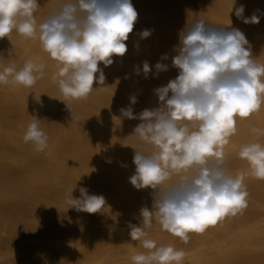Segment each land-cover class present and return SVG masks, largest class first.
<instances>
[{"label":"bare ground","instance_id":"obj_1","mask_svg":"<svg viewBox=\"0 0 264 264\" xmlns=\"http://www.w3.org/2000/svg\"><path fill=\"white\" fill-rule=\"evenodd\" d=\"M37 2L34 15L39 25L68 0ZM232 3L233 0H132L138 19L125 42L128 51L123 57L114 56V63L108 67L99 65L105 75L104 84L94 82L85 100L63 97L53 81L62 65L42 49L38 32L36 39H26L15 31L9 38L0 39V70L8 65L19 69L28 60L45 66L44 77L32 88L0 84V238L7 236V242L0 243V264H24L28 259L34 264H95L103 257H109L108 264H134L133 255L148 251L141 241L131 239L127 225L141 224L138 212L143 207L152 210L156 190H137L129 182L135 174V149L143 143L134 129L142 121L123 117L121 109L131 106L138 115L144 109L160 106L154 90L177 77L172 57L182 32L194 20L240 29L250 43L252 58L264 64V0H235L230 12ZM240 5L244 6L245 17L258 15L259 24H245L238 19L235 9ZM168 12L172 17L158 21ZM145 29L152 30V34L141 38ZM251 40H256V45H251ZM165 54L168 59L161 60ZM144 61L152 66L147 79L142 72ZM157 62L168 66L158 76L154 68ZM132 95L138 99L135 105L130 104ZM33 116L43 120L40 126L49 137L44 152L23 140ZM236 120V134L224 146L225 167L233 177L243 174L249 197L247 207L219 220L202 234L191 233L196 237L187 243L175 236L173 247L185 253L181 264H264V220L257 223L262 215L257 209L264 208V180L253 177L248 162L238 155L242 145L258 142L264 146V104L250 117L237 116ZM253 128L260 132L253 133ZM143 147L146 154L155 150L150 144ZM73 187V198L80 197V187H86L89 194L105 197V207L91 214L70 208L68 190ZM157 226L160 224L153 218L151 227L144 230L147 238L160 246L161 236H155ZM220 226L226 227L223 235L227 240L219 232L208 238L207 234L218 231ZM106 229L121 239L129 262L119 254L118 258L105 255L104 247L113 244L111 238L99 237V232ZM236 229L240 230L235 232ZM49 230V237L41 234ZM194 240L198 244L191 248ZM49 248H61L70 255L49 252Z\"/></svg>","mask_w":264,"mask_h":264},{"label":"clouds","instance_id":"obj_2","mask_svg":"<svg viewBox=\"0 0 264 264\" xmlns=\"http://www.w3.org/2000/svg\"><path fill=\"white\" fill-rule=\"evenodd\" d=\"M234 4L235 0L230 12ZM38 7L37 0H0V39L9 38L13 31L36 39L38 32L42 49L62 65L53 81L63 97L87 99L94 82L104 84L99 65L108 67L114 63V56L123 57L128 51L125 42L138 19L132 0H68L39 25L34 15ZM243 13V5L235 9L243 23L259 24L258 15L245 17ZM151 34L152 30L145 29L140 36L148 38ZM175 52L172 65L178 69L177 77L154 90L160 106L138 115L131 106L121 109L123 117L142 121L134 129L143 143L135 149V174L129 182L137 190H156L152 210H140L144 227L131 222L127 225L131 239L141 241L148 250L133 255L134 264L183 261L182 250L158 246L147 238L144 228L151 227L153 218L163 230L187 243L189 233L202 234L247 207L243 174H228L224 146L236 134V117L248 118L264 104V64L252 58L250 43L240 29L225 30L202 19L187 24ZM166 59L167 54L162 55L161 60ZM44 67L31 60L19 69L8 65L0 70V84L32 88L44 77ZM154 68L157 76L168 70L162 62ZM140 72L137 67L136 74ZM142 72L149 78L152 66L147 61ZM137 102L132 95L130 104ZM42 121L33 116L23 137L38 152L48 148L49 137L40 126ZM252 132L258 134L260 129L253 128ZM144 144L155 150L146 154ZM238 155L248 162L253 177L264 180V146L258 142L242 145ZM73 190H68L70 208L91 214L105 207L103 195L89 194L86 187H80V197L73 198Z\"/></svg>","mask_w":264,"mask_h":264},{"label":"rangeland","instance_id":"obj_3","mask_svg":"<svg viewBox=\"0 0 264 264\" xmlns=\"http://www.w3.org/2000/svg\"><path fill=\"white\" fill-rule=\"evenodd\" d=\"M172 13L171 12H168V13H166V14H164V15H162V16H160V17H158V21H163V20H166V19H169L170 17H172ZM225 30H230V28L228 27V28H224ZM253 41V42H252ZM251 45L252 44H254V45H256V40H251ZM174 42L172 41V44H173ZM175 44V43H174ZM262 140H264V139H262ZM232 165H235V163H232ZM3 174H5V173H2V176H5V175H3ZM247 199H249V197H247ZM27 203V201H24L23 203H22V206L24 205V208L23 209H25V211H26V204ZM256 204V203H255ZM28 208H29V203H28ZM144 208V207H143ZM261 209H264V208H261L260 207V209H257V212L261 215L260 217H259V219H258V222L257 223H259V222H261V219H262V221L264 220V210H261ZM28 210V209H27ZM260 211V212H259ZM139 213V216L137 217V219L140 217V218H142L141 217V215H140V211L138 212ZM137 213V214H138ZM257 213V214H258ZM136 214V215H137ZM258 214V215H259ZM257 215V216H258ZM139 218V219H140ZM103 227V226H102ZM104 227H106L105 225H104ZM236 228V227H235ZM225 230H226V227L225 226H220V228H219V230L218 231H215V232H213V233H210V234H207V236H208V238H211L212 236H213V234L214 233H216V232H219L218 234H224L225 233ZM240 230V229H239ZM238 229H236L235 230V232H237V231H239ZM46 232H47V235H45L46 234ZM44 231V233L45 234H43V232L41 233L44 237H49V232H50V230L49 231ZM55 233V232H54ZM53 233V231H51V235H53V237H54V235H55V237H56V233L54 234ZM155 236L157 237H159L160 238V236H161V241H160V243L162 244V245H164V246H168V245H170V246H175L176 245V240H177V238H179V237H175V236H173L172 234H170L169 232H167L166 230H163L160 226L158 227H156V230H155ZM191 233H189V235H190ZM6 234H3V236L1 235V237L2 238H4V239H2V238H0V239H2V240H0V243H2V244H4V243H6L7 242V236H5ZM41 235V236H42ZM50 235V237L51 238H53L52 236ZM194 235V234H193ZM101 236H107V237H109V238H111V240L113 241V244L111 245H109V246H107V247H104V250H103V252H105V255L106 256H110V255H113L114 254V256H117V258H118V254H119V258H120V255H121V257H123L122 259H124V260H126V261H128V259H130V256L127 254V250H126V247H125V245L123 246L122 244L123 243H121V239L117 236V234L115 233V232H113L112 230H110V229H106V230H102L101 232H99V237H101ZM229 236H231V234L230 235H228V237ZM157 237V238H158ZM174 237V238H173ZM196 237V236H195ZM195 237H193L192 236V234L190 235V238L191 239H194ZM223 237H225L224 235H223ZM175 238H176V240H175ZM3 240H5V242L3 241ZM224 240H227V237H225L224 238ZM193 241V240H192ZM119 242V243H118ZM194 242H195V240H194ZM198 243H193L192 245H191V248H192V246L194 247V246H196ZM113 245H116V247H114ZM187 248V247H186ZM49 252H51V250H52V252L53 251H55V250H57V248H52V249H47ZM63 249H61V248H59L57 251H59V252H65V254H67V255H70V253H68V251H65V250H63ZM34 250H32V253H34L33 252ZM31 252V251H30ZM35 252H36V250H35ZM117 254V255H116ZM128 255V256H127ZM93 257H97V255L96 254H94V255H92ZM109 258V257H108ZM108 258L107 257H103V258H100L99 259V261L98 262H96L95 264H108L109 263V261H108ZM126 258H128V259H126ZM107 261H108V263H107ZM129 262V261H128ZM72 264L71 262H68V263H66V264ZM24 264H34L33 263V261L31 260V259H28L27 261H25V263Z\"/></svg>","mask_w":264,"mask_h":264}]
</instances>
